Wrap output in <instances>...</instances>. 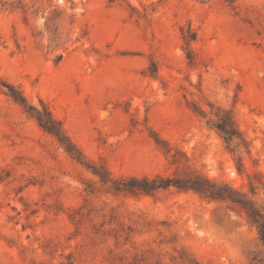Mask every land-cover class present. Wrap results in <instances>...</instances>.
<instances>
[{
  "label": "rangeland",
  "instance_id": "obj_1",
  "mask_svg": "<svg viewBox=\"0 0 264 264\" xmlns=\"http://www.w3.org/2000/svg\"><path fill=\"white\" fill-rule=\"evenodd\" d=\"M213 183L264 212V0H0V264H264Z\"/></svg>",
  "mask_w": 264,
  "mask_h": 264
},
{
  "label": "trees",
  "instance_id": "obj_2",
  "mask_svg": "<svg viewBox=\"0 0 264 264\" xmlns=\"http://www.w3.org/2000/svg\"><path fill=\"white\" fill-rule=\"evenodd\" d=\"M45 126L51 130V127L48 124H45ZM211 186L212 187L210 189L206 187H199L197 190L202 193H205L208 197L212 199L228 201L230 203L239 205L242 210H244V212L247 214L250 221L257 226L259 235L264 241V212H262L260 208L255 206L252 202L246 199L236 198L233 195L234 190L229 186H219L215 183H213Z\"/></svg>",
  "mask_w": 264,
  "mask_h": 264
}]
</instances>
